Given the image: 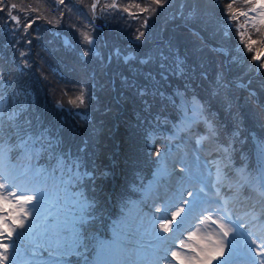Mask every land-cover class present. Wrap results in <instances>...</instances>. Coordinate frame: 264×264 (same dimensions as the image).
Returning <instances> with one entry per match:
<instances>
[{
  "label": "snow or ice",
  "instance_id": "snow-or-ice-1",
  "mask_svg": "<svg viewBox=\"0 0 264 264\" xmlns=\"http://www.w3.org/2000/svg\"><path fill=\"white\" fill-rule=\"evenodd\" d=\"M234 3L227 4L221 20L252 12L253 27L264 25V0H245L251 5L247 11L235 9ZM168 4L152 0L140 10L154 13ZM97 6L93 0V15ZM119 7L113 0L102 11ZM18 8L25 12L0 0V31L13 37L27 34L33 23H22L14 14ZM177 15L192 39L174 33L150 43L146 32L137 31L141 51L124 56L126 69L115 70L100 85L105 103L96 95L100 74L88 73L92 82H81L79 95L70 101L80 108L77 116L83 113L84 126L45 122L22 82L29 67L24 52L18 63L0 64V264H70L69 257L77 258L75 264H264V100L249 88L245 104L238 105L234 89L247 84L229 78L227 61L204 55L205 48L226 53L209 42L220 31L211 12L191 0L181 4ZM197 21L199 27H193ZM229 27L223 24L225 34ZM81 35L83 55H97L96 37L86 31ZM239 35L243 41L244 33ZM256 43L249 37L248 50ZM113 104H130L135 113L128 163L150 162L155 170L147 183L142 171H134L139 184L132 183L121 199L119 216L109 217L111 235L104 238L98 231L85 234L87 225L107 213L101 197L103 178L109 175L108 166L98 162L99 141L89 113L100 107L113 112ZM57 107L64 106L57 102ZM220 112L228 118L224 123ZM246 121L260 129L252 136L256 163L251 167L233 164ZM157 140L161 147L155 146ZM135 193L138 200L131 199ZM147 200L155 211L133 216L132 208ZM230 204L244 211L234 212ZM209 224L213 231L202 232ZM185 233L187 242L181 239Z\"/></svg>",
  "mask_w": 264,
  "mask_h": 264
},
{
  "label": "trees",
  "instance_id": "trees-1",
  "mask_svg": "<svg viewBox=\"0 0 264 264\" xmlns=\"http://www.w3.org/2000/svg\"><path fill=\"white\" fill-rule=\"evenodd\" d=\"M64 1V0H63ZM6 3H15L25 9L21 12L18 9L14 10V14L21 17V22H26V19L33 21L30 25L27 34L22 31L18 32L15 37L5 34L0 31V64L7 61L9 64L19 62L20 52H24L25 58L28 60L29 67L26 69L28 73L22 77V82L32 91L35 98V106L38 113L42 114L45 122L52 121L53 123H64L65 127L69 124L85 125V121L76 113L80 112L73 101L79 95L81 82H92L88 73L95 71L99 73L96 77L98 80L96 95L99 97L101 104L107 101L104 91L100 85H105L106 81H110L113 72L117 69H126L123 57L129 54L137 56L141 51V42L135 39L137 31L146 32L149 37V42H159V38H168L169 35L179 33L183 38L191 40L188 30L183 27L181 18L177 15L180 11L181 4L186 6L191 3V0H169V4L165 7L158 8L154 13L142 12L140 8H146L152 5V0H115L119 4V8L113 9L116 11L115 17L121 16L128 26H116L110 21L108 13L111 9H104L107 5V0H100L98 13L106 20L110 29H104V38L98 31V28L93 24L91 4L93 0H80L76 4H71L70 0H65L64 6H57L56 0H5ZM232 0H198V4L203 11L211 12L214 18L220 22V31H218L209 42L215 47H223L228 51L226 58V67L230 69L229 78H239L241 83L247 84L248 89L256 92L259 100H264V89L260 88L261 83H264V68H260L264 64V55L261 60L255 62L252 57L257 52L264 54V25L256 24L253 27L250 19L253 16L252 12L248 13V17L238 16L237 20H221V17L227 15L226 6ZM140 5V7H136ZM46 7L51 8L49 11ZM64 7V8H63ZM235 9L247 11L251 5L246 4L245 0H235L233 4ZM128 8V11H123ZM187 11V7L185 8ZM51 12L50 16H56L59 23L66 24L71 31L77 30L80 34L74 39L68 37V33L62 29L55 32V22L47 18V13ZM27 14V16H26ZM75 14V15H74ZM74 16V19L72 18ZM255 15V13H254ZM4 17H0L2 24ZM145 19L148 20L147 26H144ZM103 19H96L97 25H102ZM104 20V21H105ZM89 23L93 29V36L96 37L94 52L97 55L84 56L85 42L82 37V32L86 31L84 22ZM228 24L230 27L225 29L223 24ZM193 27H199V22H194ZM257 28L260 31L257 32ZM240 32L244 33V39L241 40ZM77 35V34H76ZM207 37V34H204ZM251 40H256L253 45V51H249L247 43ZM109 39L118 42L119 56L117 50ZM79 44H78V43ZM102 42L106 43L102 45ZM240 48L241 57L236 56ZM207 50V53H206ZM204 55L209 60L223 62L224 56L221 53H213L208 48H205ZM181 54L184 53V47L180 45ZM108 53L111 54L109 59ZM103 57V60L100 59ZM129 63L135 64V60H130ZM250 81V83H248ZM119 80L117 79V85ZM247 88L234 89L235 101L238 105H244L248 96ZM57 102L63 105V108L57 107ZM113 107L116 109L113 112H104L103 107L98 110H93L91 115V123L96 127V136L99 141V156L101 162L107 165L106 171L110 177L103 178L102 186L104 196L101 197V202L107 210L105 216L97 219L94 223L86 226L85 234L98 231L99 235L108 238L111 233L108 230L111 224V219H116L120 214L121 199L129 195L132 183L139 184V180L135 179L134 171H142L144 182L152 179V171L155 170V165L150 162H141L138 165L128 163V157L131 155V140H130V122H135V113L130 104H123ZM71 110V111H70ZM221 123H224L228 118L223 112L219 113ZM63 118V119H61ZM246 131L243 132L238 151L233 156V164L239 166L246 164L251 167L256 163L254 155L253 135H259V127L251 126L245 122ZM162 141L157 140L156 147H161ZM245 159H241V155ZM152 158L155 159L153 152ZM113 161L115 163H113ZM115 183V191H110V185ZM112 201V208L109 204ZM131 199L138 200L139 193L131 195ZM111 208V209H110ZM140 212L144 211L139 205L136 207ZM111 217V219H109ZM70 264H75L76 257H69Z\"/></svg>",
  "mask_w": 264,
  "mask_h": 264
},
{
  "label": "rangeland",
  "instance_id": "rangeland-1",
  "mask_svg": "<svg viewBox=\"0 0 264 264\" xmlns=\"http://www.w3.org/2000/svg\"><path fill=\"white\" fill-rule=\"evenodd\" d=\"M58 3H57V6L58 7H62V6H64V4L63 3H65V0L63 1V0H56ZM76 1H80V0H70V3L71 4H76ZM113 2V0H107V3L106 4H110V3H112ZM96 3H97V5L99 6V3H100V0H96ZM117 5H119V4H117ZM98 6H97V8L95 9V15H93V11H92V18H93V24H95L96 26H97V28H98V31H99V33L101 34V36H103V38H104V29H110L109 27H108V25H107V23H106V20L104 19V18H102L100 15L98 16L97 14H96V10H97V13H98ZM49 11H51L52 12V14H53V11L51 10V8H48V7H46ZM64 8V7H63ZM51 12H46L47 13V18H49V20H52V21H54L55 22V26H53V27H56L55 28V32H59V31H61L62 29H64L67 33H68V37H72L73 39L77 36L78 37V35L80 34L79 32H77V30H75V31H71L70 30V27H68L67 26V22H66V24H62V23H59L58 22V20L56 19V16H53L54 18H52L51 16H50V14H51ZM116 13V11L115 10H113V9H111L110 10V12L108 13V17H109V19H110V21L111 22H113V24L114 25H116V26H119V28H121V26H128V23L127 22H124L123 21V19L121 18V16L119 15V16H117V17H115V14ZM75 15V14H74ZM253 15H254V13H253ZM72 18L74 19V16L72 15ZM96 19H103L102 20V25H97V23L95 22V20ZM105 20V21H104ZM84 22V21H83ZM85 24H84V28H86V32H88L90 35L91 34H93V29L92 28H90V26H89V23H87V22H84ZM59 30V31H58ZM77 34V35H76ZM81 38H83V37H79V41H81ZM109 41L110 42H112V44L115 46V48H116V50L118 49V47H119V45H118V42H114L113 41V39H109ZM78 43V42H77ZM79 44V43H78ZM102 45H105L106 46V43L105 42H102ZM215 47V46H214ZM217 48H223V47H217ZM238 48V47H237ZM225 50H226V48H224ZM239 50H236L237 51V55L236 56H239V57H241L242 58V56H241V51H240V48H238ZM206 53H207V50H206ZM219 53H221L223 56H224V60L223 61H226V58H227V56H228V51L226 50V53L225 52H219ZM108 55H109V58H111V54L110 53H108ZM261 57H262V54L259 56V59L258 60H261ZM216 62H217V60H216ZM255 62H258L257 60L255 61ZM247 89H248V87H246ZM158 227V226H157ZM201 231L202 232H211V231H213V227L209 224V225H205V226H202L201 227ZM168 234H170V233H164V235L165 236H167ZM170 236V235H169ZM176 248H177V250H179V246H176ZM183 251H187V249H185V250H183Z\"/></svg>",
  "mask_w": 264,
  "mask_h": 264
}]
</instances>
